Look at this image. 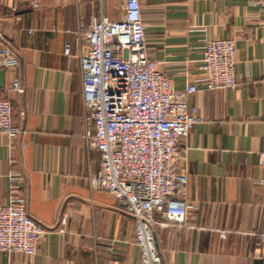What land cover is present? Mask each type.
Wrapping results in <instances>:
<instances>
[{
    "label": "crops",
    "instance_id": "obj_1",
    "mask_svg": "<svg viewBox=\"0 0 264 264\" xmlns=\"http://www.w3.org/2000/svg\"><path fill=\"white\" fill-rule=\"evenodd\" d=\"M35 4L38 7H35ZM124 0H0V47L19 59L0 100L23 135L0 134V205L20 175L27 212L49 230L38 253L0 252V264H141L135 220L109 193L92 191L101 155L83 102L79 22L120 21ZM145 52L184 91L203 121L181 143L184 225L156 227L163 264H264V0H141ZM205 39L236 42L235 89L207 90ZM70 47V55L66 48ZM2 70V69H0ZM24 91H12L14 82ZM164 224V225H163ZM228 231L226 238L221 233Z\"/></svg>",
    "mask_w": 264,
    "mask_h": 264
},
{
    "label": "built area",
    "instance_id": "obj_2",
    "mask_svg": "<svg viewBox=\"0 0 264 264\" xmlns=\"http://www.w3.org/2000/svg\"><path fill=\"white\" fill-rule=\"evenodd\" d=\"M124 2L120 21L94 17L88 25L79 22L85 119L94 127L88 144L101 155V168L89 182L92 191L111 194L134 218L141 264H163L156 243V227L162 226L158 217L167 226L186 222L188 207L178 200L187 185V177L178 172L181 143L203 118L188 102L198 92L196 84L177 91L147 58L141 0ZM203 53L206 89H235V40L205 39ZM18 66V57L2 45L0 69ZM11 89L24 91L18 81ZM13 115L11 103L0 100V134L10 140L24 132L14 125ZM259 165L264 168V153ZM10 182V200L0 205V252L33 256L49 230L29 216L20 175L12 174ZM221 235L226 238L228 231Z\"/></svg>",
    "mask_w": 264,
    "mask_h": 264
},
{
    "label": "water",
    "instance_id": "obj_3",
    "mask_svg": "<svg viewBox=\"0 0 264 264\" xmlns=\"http://www.w3.org/2000/svg\"><path fill=\"white\" fill-rule=\"evenodd\" d=\"M6 76V69L0 70V86H4Z\"/></svg>",
    "mask_w": 264,
    "mask_h": 264
}]
</instances>
